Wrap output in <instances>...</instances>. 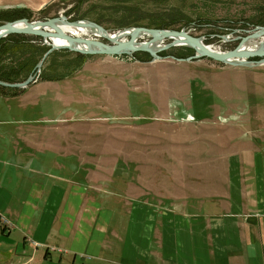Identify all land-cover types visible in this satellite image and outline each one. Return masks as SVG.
Instances as JSON below:
<instances>
[{
    "label": "crops",
    "instance_id": "crops-1",
    "mask_svg": "<svg viewBox=\"0 0 264 264\" xmlns=\"http://www.w3.org/2000/svg\"><path fill=\"white\" fill-rule=\"evenodd\" d=\"M236 114L183 121L169 141L160 132L131 141V130L161 123L125 127V151L170 153L164 178L145 153H123L129 174L120 176L107 172L116 163L83 161L82 150L95 149L75 126L60 130L67 142L48 146L62 154L58 170L73 174L51 172L34 157L45 145L30 142L35 127L20 128V142H0V157H11L0 158V264H264V113L250 115L249 127ZM188 133L196 139L180 141Z\"/></svg>",
    "mask_w": 264,
    "mask_h": 264
},
{
    "label": "rangeland",
    "instance_id": "rangeland-1",
    "mask_svg": "<svg viewBox=\"0 0 264 264\" xmlns=\"http://www.w3.org/2000/svg\"><path fill=\"white\" fill-rule=\"evenodd\" d=\"M44 8L48 11L47 17L43 13ZM15 9L28 12L31 21L60 15L73 21L71 17L82 15L83 19L98 23L111 34L129 27L156 28L148 26L145 17L161 14L168 18L175 13L174 16H179L176 22L168 28L159 29H185L189 35L201 38L204 44L220 51L234 49L242 37L251 34L256 27H264L256 22L264 17V0H0V13ZM69 10L71 13L67 15ZM129 10L135 14L132 15L134 18L123 19ZM135 19L140 22L121 25ZM3 22L0 20V24ZM84 36L106 42L93 35ZM147 39L148 36H140L137 41ZM167 42L169 39L163 40V44ZM189 49L185 46L172 47L160 53L162 59L154 61H142L133 55H89L83 62L86 66L81 70L63 78L41 79L42 68L58 74L64 71L63 63L76 61V52L56 50L58 53L52 55L48 63L49 56L46 58L35 81L25 88H16V97H0V137L2 131L7 132L0 142H20L18 130L34 126L36 133L30 142L45 144L43 150L33 151L35 158L48 164L42 168L54 173L73 174L69 167L58 170L55 162L63 159L62 154L48 146L67 142L60 130L75 126L81 130L78 134L80 144L85 147L94 145L95 149L82 150L83 161L94 158L116 163L113 171L107 172L120 176L129 174L122 171L124 158L128 155L137 158L138 153H145L147 159L156 161L157 169L161 170L164 178L166 169H169L164 164L169 163L170 153L158 157L154 153L167 151L138 150L137 145L135 149L125 151V127L161 123V127L149 125L140 133L137 129H130L131 141H148L158 132L164 141H169L170 135L185 131L183 121H196L213 111L236 112V116L241 114L244 127H249L250 115L264 113V64L233 66L205 57L194 61L167 57L182 55L177 57L186 58L194 54ZM258 59L249 58L251 61ZM7 94L12 95L13 92L7 91ZM157 113L163 119L155 120ZM195 123L199 125V121ZM185 136L180 141L196 139L192 133ZM123 153H127L126 157ZM9 156L5 152L0 158L9 160ZM88 168H98L103 172L101 168L104 167L83 166V170ZM119 185L120 182L114 186Z\"/></svg>",
    "mask_w": 264,
    "mask_h": 264
},
{
    "label": "water",
    "instance_id": "water-1",
    "mask_svg": "<svg viewBox=\"0 0 264 264\" xmlns=\"http://www.w3.org/2000/svg\"><path fill=\"white\" fill-rule=\"evenodd\" d=\"M76 27L78 29L88 28L90 31L85 34L93 35L105 39L106 42L95 38L84 36L85 34H74L61 27V25ZM132 30L121 39V34ZM11 34L34 35L42 38L43 43L49 46L41 60L36 64L33 72L22 82L8 83L0 81V86L8 88H25L35 81L37 73L46 58L56 50H68L83 55H111V56H131L137 52H147L151 56V61L162 59L161 52L175 46H185L194 51L193 55L186 58L167 56L178 61H194L201 58H209L233 66H257L264 64V39L256 50L241 49V44L251 38L264 35V27H256L255 30L241 38L240 43L232 50L215 51L202 43L201 38L189 35L185 29H159L144 26L123 28L113 34L109 33L103 26L87 19L69 20L65 15L58 17L44 18L31 21L28 18H21L14 21H5L0 24V39ZM141 34H146L148 39L138 42L137 38ZM169 42L163 44V40ZM56 40L65 41L64 45L56 44ZM258 57L257 61L249 58Z\"/></svg>",
    "mask_w": 264,
    "mask_h": 264
},
{
    "label": "trees",
    "instance_id": "trees-1",
    "mask_svg": "<svg viewBox=\"0 0 264 264\" xmlns=\"http://www.w3.org/2000/svg\"><path fill=\"white\" fill-rule=\"evenodd\" d=\"M81 6L79 3L78 7ZM43 13L48 14L46 8L42 9ZM74 10V9H73ZM71 10L66 13L70 15ZM175 13H172L170 17L165 18L163 15H154L151 18L145 17L148 19L147 25L150 27L156 28H168L172 26V23L176 22L179 16H174ZM135 14L132 11H128L126 15H123V19L126 18H134L132 16ZM26 17L30 19L29 13L25 10H10L6 13H0V20L2 21H12L15 19ZM138 18V16H136ZM257 22V24L264 26V17ZM72 20L83 19L82 15H77L71 17ZM140 22L139 19H135L129 23H122L121 25H131L138 24ZM49 49V46L43 43V40L39 36L34 35H26V34H11L2 39H0V81L8 82V83H16L24 81L34 70L36 64L41 60L45 52ZM192 51L191 49H189ZM64 53H72V51L63 50ZM58 53V51H53L49 55V59L52 55ZM75 53V52H74ZM76 54V61L63 63V72L58 74H52L49 69L46 67L42 68L40 76L41 79H49L54 80L58 78H63L72 74L73 72L81 69L84 59L88 57L87 55ZM145 56H143V55ZM163 54V53H162ZM164 55V54H163ZM126 56V55H123ZM182 57V55H176V57ZM133 57L138 58L139 60L145 61L150 60L151 56L147 52H137L133 54ZM177 57V58H178ZM51 64V62L49 63ZM16 88H7L0 86V95H6L7 91H12L13 94L17 93Z\"/></svg>",
    "mask_w": 264,
    "mask_h": 264
},
{
    "label": "bare ground",
    "instance_id": "bare-ground-1",
    "mask_svg": "<svg viewBox=\"0 0 264 264\" xmlns=\"http://www.w3.org/2000/svg\"><path fill=\"white\" fill-rule=\"evenodd\" d=\"M61 27L67 31H70L74 34H80V33H88V31H90L88 28H81V29H78L76 27H71V26H67V25H61ZM132 30H128L127 32L121 34V39L124 38V36H126V34H129L131 33ZM140 36H147L146 34H141ZM139 36V37H140ZM264 36V35H262ZM262 36H259V37H256V38H251V39H248L246 41H244L242 44H241V49H246V50H256L259 48L260 46V42L264 39V37ZM257 38H259V40H256ZM202 40V39H201ZM56 44H59V45H64L65 44V41H62V40H56L55 41ZM202 43L204 44V42L202 41ZM206 45V44H205ZM208 47L212 50H215V51H220V50H217L215 48H213L212 46H209Z\"/></svg>",
    "mask_w": 264,
    "mask_h": 264
},
{
    "label": "built area",
    "instance_id": "built-area-1",
    "mask_svg": "<svg viewBox=\"0 0 264 264\" xmlns=\"http://www.w3.org/2000/svg\"><path fill=\"white\" fill-rule=\"evenodd\" d=\"M2 223L4 224L5 228L11 227V222L5 217H2Z\"/></svg>",
    "mask_w": 264,
    "mask_h": 264
}]
</instances>
